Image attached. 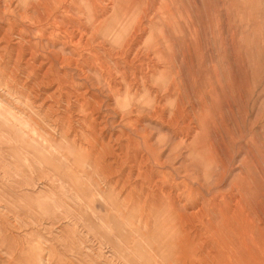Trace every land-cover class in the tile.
<instances>
[{
  "label": "rangeland",
  "instance_id": "374dc122",
  "mask_svg": "<svg viewBox=\"0 0 264 264\" xmlns=\"http://www.w3.org/2000/svg\"><path fill=\"white\" fill-rule=\"evenodd\" d=\"M28 1L0 0V264L35 263L30 245L50 264H158L154 192L184 203L197 178L199 205L245 190L264 213V0ZM196 143L224 154V179Z\"/></svg>",
  "mask_w": 264,
  "mask_h": 264
},
{
  "label": "bare ground",
  "instance_id": "6f19581e",
  "mask_svg": "<svg viewBox=\"0 0 264 264\" xmlns=\"http://www.w3.org/2000/svg\"><path fill=\"white\" fill-rule=\"evenodd\" d=\"M24 3L25 4H29V1L25 0ZM41 3H42V0H41ZM36 6H34V7H36ZM27 9H28V7L26 6L24 8V11H25L24 15L26 14ZM62 46H63V44H62ZM64 58L65 59H70L69 56H64L63 55L61 61L65 60ZM67 63L68 62H66V64ZM128 87H129V85H128ZM180 109H181V107H180ZM172 112H174V111H172ZM179 114H177V116ZM181 115H182V113H181ZM178 121H177V123H178ZM174 122H176V120H174ZM123 134H127V132H125ZM117 136H118V134H117ZM114 137H115V139H117L116 136H114ZM121 137H122V135H121ZM96 138L97 137H95V140H96ZM110 139H108V141ZM182 140H184V138ZM100 143H101V141H100ZM106 143L108 145L109 142H106ZM31 145H32L31 142H27V141L24 142V147H23L24 150L27 151L28 149H30L32 151L33 148H32ZM124 145H126V144H124ZM209 145H207V144L204 145L203 143L197 144V145H193L186 152L188 153L187 155L196 158L195 160H197V161H195V162L192 161V162H194V164L196 166H198V165L201 166L202 165L204 167V169H203L204 170V174L211 179V183H217L221 179H224V177L226 175V169H225V167L223 165V159L225 160V158L222 157L224 155L223 154L224 150L222 151L221 148H219L222 151L223 155L221 157L223 159L221 157L218 158L217 156L214 155L213 150L211 148V145L210 146ZM106 146H104V147H106ZM122 146H123V144H122ZM122 146L120 145V147H122ZM126 147H124L125 150H126ZM107 149H108L107 151H109V146L107 147ZM215 149H218V147H216ZM110 150H111V148H110ZM96 151H97V149H96ZM101 151H103V150L101 149ZM74 152H75V154L77 153L76 149L74 150ZM111 152H114V151H111ZM174 152H175V150H174ZM174 152L169 151L168 154H167L168 155L167 157L171 158L170 156H172V155L174 156V154H173ZM218 152H220V151H218ZM218 152H217V154H218ZM39 153L45 156L43 151H39ZM105 153H106V151H105ZM178 153H180V152H178ZM100 154H101V152H100ZM184 154L186 155V153H184ZM96 156L98 157V155H96ZM179 156H177V157L175 156L174 158L176 159ZM118 157L120 158L121 156H118ZM76 158H77V155H76V157H74V159H76ZM115 158L117 159V157H115ZM119 158H118V160H119ZM142 158H144V156ZM180 159H181V157H180ZM189 159H191V158H189ZM122 160H123V158H122ZM139 160H142V159L139 158ZM76 161H77V159H76ZM176 161H177V159H176ZM190 161H188V162H190ZM95 162H96V160H95ZM118 162L120 163V161H118ZM143 162H144V160H143ZM77 163H78V161H77ZM141 163H142V161H141ZM192 167H193V165H192ZM193 173H195V172H190V174L188 175L187 178L190 179V177H191V175ZM239 178H240V176H239ZM172 180H174V179H171V181ZM242 180H243V178H242ZM121 181H124V180H121ZM202 181H204V180H202ZM205 182H207V181H205ZM143 183H141V184L143 185ZM154 183H155V180H154ZM247 183L249 184V182L246 181L245 184H247ZM194 184H195V182H194ZM149 185H150V182H149ZM154 185H155L154 187L157 188V184H154ZM196 185L197 186H195V187H190L189 198L188 199L186 198V200L183 199L184 203L180 202L181 199H175L173 197V195H172L173 198H171L170 196H171L172 193H168V192H166L163 189L159 188V190H158L159 192L156 190L158 192V194H157V192L153 191L155 194L153 195L152 200H154V199L156 200L157 199L156 201L159 200V202L162 204V206L159 208L160 213H161V218L157 221L159 223L158 228L162 229V231H157L156 232L157 234L153 236L155 239L158 240V244H159L158 253H157L159 261L156 260V261H158V264H246V260L247 259L251 260L252 264H264V252H263L264 251V247H263V244H264V234L263 233L264 232H263V228L261 227L262 223L260 225V221L262 220L261 216L264 213H263V210L261 211V209H260L261 208L260 207L261 200L257 199V198H254L252 200L257 199L254 204H252V203L246 204V201H245V197L246 196H245V193H244L245 190H244V192L239 193L240 194L239 195L240 198L234 203V206H231L232 205L231 204V200H233V198L230 199V198H226V197L223 199V204H221V203H207L206 199H202V201L200 202L201 205H199L198 196L200 195L203 198V197H205L204 196L205 193L203 194L202 189H200L201 186H203V183L201 184L199 182L198 178H197V181H196ZM151 186H153L152 183H151ZM199 186H200V188H199ZM117 187H118V185H117ZM137 187H138V184H137ZM166 187H167V185H166ZM170 189H172V188H170ZM208 189L209 188L206 189L207 192H208ZM111 190H113V188ZM191 190L193 192L192 195H191ZM227 190H226V192H227ZM113 191H115V190H113ZM127 193L130 194L129 192H127ZM145 193H147V192H144L142 196L146 195ZM173 194L175 195V193H173ZM218 194H220V193H218ZM126 195H124V198H125ZM152 200L149 201V203L153 202ZM117 204H119V203L117 202ZM121 205L122 204L120 203V206ZM147 206L150 207V205H147ZM144 207H146V206H144ZM245 207L248 208L247 209L248 212H246ZM157 208H158V206H157ZM116 212L117 211H115V214H116L115 219L116 220H115L114 223L117 224V225H115L114 223L107 224L106 221H103V223L105 222L106 225L104 227H102V231H104L107 234V236H109L108 238H109V240H111V243H113V242L115 243L118 240V237H120V235H123V232L120 229H117V226L122 225L121 224L122 223V221H121V219H122L121 217L122 216L119 215V214H122V213H120V212L116 213ZM214 214H215L216 217H214ZM204 219H207V220H204ZM96 227H98L101 230V227L99 226V223H98V225H96ZM130 229H132V228H130ZM73 232H75V230H73ZM87 233L89 234V232H87ZM127 233H128V231H127ZM75 234H76V232H75ZM77 237L80 238L79 236H77ZM143 237L145 238V236H143ZM75 238H76V236H75ZM144 238H142L143 239L142 241H140L138 239L133 241V243H134L133 250L135 249L137 251H143V252H141V255H140V256H142V258L146 257V255H148V254L150 255V251L146 252L147 248L145 247L146 245H145ZM150 239H152V238H150ZM7 240H10V239H7ZM131 240H133V237H132ZM124 242L126 243V245H124V244H122V245L125 246V249H128L127 248L128 247L127 244L129 242H131V241H129V239L127 237H125L124 238ZM7 243L12 244V243H10V241L7 242ZM12 248H13V246H12ZM43 249L44 248L41 247L40 245H37V246L36 245H30V246H28V251H29L30 257L32 258L33 262H35L33 264H50V260L52 261V258L50 257V255L52 253H51V251H48L49 256H46ZM213 251H215L214 254L212 253ZM131 253H133V252H131ZM138 259H139V257L137 258V260ZM144 260H146V258ZM148 262H149V259H148Z\"/></svg>",
  "mask_w": 264,
  "mask_h": 264
}]
</instances>
